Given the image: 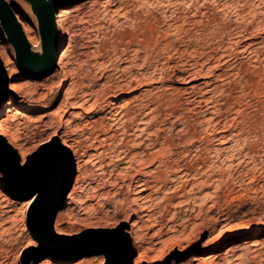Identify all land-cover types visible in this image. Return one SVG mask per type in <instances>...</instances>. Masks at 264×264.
<instances>
[{
  "label": "rangeland",
  "instance_id": "374dc122",
  "mask_svg": "<svg viewBox=\"0 0 264 264\" xmlns=\"http://www.w3.org/2000/svg\"><path fill=\"white\" fill-rule=\"evenodd\" d=\"M27 1L6 0L10 17L17 21L19 16L29 34L39 38L37 19ZM57 1L64 8L61 19L66 30L59 55L67 62L69 77L62 91L57 63L40 79L19 71L0 18V50L18 70L10 74L0 57L8 87L0 99V130L4 124L2 133L25 156L58 135L72 144L73 156L92 175L97 172L92 162L98 139L119 138L122 123L132 119L127 148L139 139L136 122L148 134L147 139L144 133L141 136L147 144L156 137L155 145L147 149L157 152L155 163L143 165L147 176L157 171L160 182L156 192L151 187L140 196L126 186L128 176H118L115 186L92 180L89 196L81 194L74 217L68 220L63 209L76 185L74 162V180L56 212L54 229L74 234L115 227L122 221L127 229L134 222L143 257L155 259L154 264H264V0ZM12 82L18 92L10 100ZM66 97L69 102L64 104ZM76 100L83 106L72 107L70 102ZM151 114L154 128L149 127ZM125 166L124 160L119 161V168ZM180 169L188 175L178 177ZM185 178H203V192L195 186L193 192H176ZM28 197L29 193L13 194L0 185V264H21L23 245L34 239L26 225V210L17 208ZM37 245L35 241L32 246ZM132 250L134 264L138 250ZM197 254L205 260L193 259ZM33 259L39 264L105 262L102 254L79 259L43 254Z\"/></svg>",
  "mask_w": 264,
  "mask_h": 264
},
{
  "label": "water",
  "instance_id": "95a60500",
  "mask_svg": "<svg viewBox=\"0 0 264 264\" xmlns=\"http://www.w3.org/2000/svg\"><path fill=\"white\" fill-rule=\"evenodd\" d=\"M28 2L37 19L40 52L30 50L18 22L10 17L6 1V10L0 12V18L4 22L6 38L15 48L14 59L17 68L23 74L40 79L49 75L55 67V0ZM2 73L5 76L3 81L6 92L7 77L5 71ZM29 162L30 169L27 165L20 164L19 155L0 141V168L4 172L9 190L13 192V186L23 185V192L29 193V197L37 194L31 209L26 211L25 219L38 246L22 253L21 264H28V259L35 257L39 248L45 251L43 254L71 255L75 259L107 252L110 257L103 264H133L134 252L123 221L115 227L89 228L72 235H61L54 229L55 214L70 190L75 174L73 156L58 136L53 135L47 142L40 144L29 156Z\"/></svg>",
  "mask_w": 264,
  "mask_h": 264
},
{
  "label": "bare ground",
  "instance_id": "6f19581e",
  "mask_svg": "<svg viewBox=\"0 0 264 264\" xmlns=\"http://www.w3.org/2000/svg\"><path fill=\"white\" fill-rule=\"evenodd\" d=\"M5 1L6 0H0V12L2 13L3 11L6 10V6H5ZM11 1V0H10ZM9 2V1H8ZM28 2V1H27ZM61 5L60 3H58L57 0H55L54 2V8H55V12H54V23H55V27H56V57L54 59V62H55V65L57 63L58 65V71L59 73L62 74V83H61V86H60V91L64 90L65 86H66V82L68 81L69 77H68V71H67V65L66 63L63 61L61 55H59V50L60 48H62L64 46V42H65V39H66V30L64 29V26H63V22H62V19H61V11H63L64 8L61 9ZM31 8V7H29ZM32 11V9H31ZM65 11V10H64ZM32 13L34 14V12L32 11ZM63 14V12H62ZM35 15V14H34ZM16 19H17V22L22 30V32L24 33L25 35V38H26V41L28 42L29 46H30V50L32 52H40V39L37 38L36 36H33L31 34H29V29H28V25L26 24V22L20 20L19 16L16 15ZM166 21V20H165ZM159 22V21H158ZM161 22V21H160ZM160 24V23H159ZM165 24V23H164ZM175 24V23H174ZM154 26V25H153ZM175 27V25H173ZM156 27V26H155ZM66 28V27H65ZM143 28V26H142ZM144 29V28H143ZM169 29V28H168ZM181 29V28H180ZM141 30V29H140ZM159 31H161L160 29H158ZM179 30V29H178ZM185 30V29H184ZM143 31V30H142ZM167 31V30H166ZM5 32V31H4ZM157 32V31H156ZM165 33V32H164ZM163 34V33H161ZM158 35V34H157ZM155 34V36H157ZM160 35V34H159ZM165 35V34H164ZM168 35V34H167ZM160 38V37H159ZM141 39V38H140ZM133 40V39H132ZM165 40V39H164ZM144 41V40H143ZM156 41V40H154ZM138 42V41H137ZM147 43V42H145ZM150 43V41L148 42ZM156 43V42H155ZM146 45V44H145ZM7 46L10 48L11 50V55L12 56H15V48L12 44H7ZM154 46V44H153ZM152 46V47H153ZM222 55V54H221ZM0 57L2 58L3 62H4V65L6 67V69L9 71L10 74H18V70L15 69L12 65L10 66V62H11V57L4 54L1 50H0ZM64 57V56H63ZM219 60V59H218ZM196 62V61H195ZM205 62V61H204ZM185 68V67H184ZM189 68V67H188ZM2 71L4 72L3 70V67L0 65V99L2 96V93H4V90H5V86H4V74L2 73ZM190 71V70H189ZM188 73V72H186ZM191 73V72H190ZM207 82V81H206ZM13 83V82H12ZM17 85V84H16ZM16 85L11 84L10 85V88H9V91H11V94L9 95V99L12 100V98H14V94H16L18 91H17V87ZM119 87V86H118ZM84 91V90H83ZM66 92V91H65ZM73 94V92H71ZM75 94V93H74ZM80 94H84L83 92H81ZM86 94V93H85ZM84 94V95H85ZM67 95V94H66ZM71 95V94H69ZM77 95V94H76ZM86 96V100H87V95ZM81 97H84L83 95H81ZM189 99V98H188ZM191 99V98H190ZM199 99V98H198ZM196 100V99H195ZM210 100V98H209ZM71 101V100H70ZM83 101V100H82ZM64 104H67L69 102L68 100V97H66L63 101H62ZM198 102V101H197ZM71 103V106L72 107H75V106H83V102H79L78 100L76 101H72L70 102ZM69 103V105H70ZM62 104V106L64 105ZM79 104V105H78ZM211 104V103H210ZM213 104V103H212ZM61 105V104H60ZM209 105V104H208ZM65 106V105H64ZM68 106V105H67ZM154 106V105H152ZM207 106V105H206ZM85 107V106H84ZM212 109V108H211ZM204 110V109H203ZM214 110V108L212 109ZM211 110V111H212ZM148 111V109H147ZM150 111V110H149ZM208 111V110H207ZM155 113V111H154ZM78 115V114H77ZM179 115V114H178ZM82 117V116H81ZM126 117V116H125ZM115 118V116H114ZM119 118V117H117ZM125 119V118H124ZM137 119H140V118H137ZM150 119V123H149V127L151 128H154L153 126H155V122H154V115L151 114V117L149 118ZM13 120V119H11ZM204 120V119H203ZM138 121H141L138 120ZM148 122V120H147ZM122 128H120V131H122V136L120 135L119 138L115 137L114 135H107V136H103L101 139H98V141L100 140V142H98V144L94 145L93 147H95V153L94 151L92 153H94L93 155L94 156V159L95 161L92 162L93 164L95 163L96 167H97V172H94L92 175L91 174H88L86 172L87 169H85V166L83 164L80 163V158H78V156H73V151L71 149V145L67 142V140L65 139H60V141L62 142V144L64 146H66L72 156H73V159L75 158L76 161H74L76 163V170L78 172L77 176H76V185L73 189V191L71 192L70 194V204L68 206H65L64 209H63V213L65 214V216L67 217V219H72L74 217V204H77L80 200H81V194H86L85 196H89L88 195V185H90V181H94V180H98V181H107V182H110V184L114 185L115 186V183H116V180L118 179L117 177L118 176H124V179H125V176H128V180L129 182L127 183L126 186H128V188L130 190H133L132 192H136L137 194H141L142 192L146 191L148 188L151 189V187H155V189H151V190H157L158 186H159V182H160V177H159V174L156 173V172H152V170L150 171V174L148 173V176L146 175V170H145V167H144V163L147 162V161H150L155 163L154 161L156 160L157 158V152L156 151H153L152 153L150 152H147L148 150V147L150 145H155L156 141V137H151L149 138V143L147 144L144 139L141 138L142 133H144V136L148 135L147 133L145 134L144 131V127L143 125H140L139 123H134V129L137 130V135L139 137L138 141H135L137 139V137L135 139H132V142L135 143L134 145H132L133 147L131 148H127V145H126V141H125V137H126V133H128L127 131L130 130L131 126H132V119L130 122H125L122 123ZM148 127V124L146 125ZM223 126V125H222ZM4 127V124L1 126V130L2 128ZM221 127V126H220ZM122 129V130H121ZM220 129V128H219ZM0 130V141H2L5 145H8L10 146L11 149H13L16 154L21 155L20 157V164H24V165H27L28 169H30V162H29V156L31 154H33L34 152H32L31 154L25 156V154L23 153L24 151H20V154H19V151L18 149L16 148L15 145L12 144V142L10 141V139L4 135L2 133V131ZM108 130V129H107ZM150 130V129H149ZM218 130V129H217ZM221 130V129H220ZM103 131V130H101ZM116 131V130H115ZM132 131V130H131ZM148 131V129L146 130V132ZM68 132V131H67ZM110 132V131H109ZM154 132V131H153ZM152 132V133H153ZM104 133V132H103ZM121 133V132H120ZM132 133V132H131ZM149 133V131H148ZM151 133V131H150ZM155 133V132H154ZM153 133V134H154ZM114 134V133H113ZM133 134V133H132ZM97 135V134H96ZM105 135V134H104ZM156 135V134H155ZM58 136V135H56ZM145 136V139H147ZM227 136V135H226ZM225 136V137H226ZM236 136V135H235ZM59 137V136H58ZM148 137V136H147ZM186 137V136H185ZM111 139L110 142H108V139ZM189 138V137H188ZM230 138V136L228 137ZM67 139V138H66ZM95 139H97V137H95ZM158 139V138H157ZM222 139V138H221ZM219 139V141L221 140ZM49 139H46L44 140L41 144L47 142ZM169 140V139H168ZM187 140V139H186ZM129 142V140H127ZM148 141V140H146ZM185 141V140H184ZM75 142H79V141H75ZM74 142V143H75ZM180 142V141H179ZM130 143V142H129ZM132 143V144H133ZM178 143V142H177ZM237 143V142H236ZM79 144V143H78ZM74 145V144H73ZM85 145V144H83ZM167 145V144H165ZM241 145V144H240ZM20 146V145H19ZM89 146V145H88ZM86 145L85 148L88 147ZM121 146H123L124 148L121 149ZM76 147V146H75ZM21 148V147H20ZM82 148V147H81ZM83 148V149H85ZM134 148L136 149H140L138 151H133ZM170 148V147H168ZM174 148V147H173ZM81 149V154L84 155L86 153V149L83 150ZM94 150V149H93ZM88 152V151H87ZM74 153L76 154V150L74 149ZM162 154V153H161ZM79 155V154H78ZM93 155H91L93 157ZM102 155V156H101ZM106 155L109 159H107L106 161ZM85 156V155H84ZM80 157V156H79ZM74 159V160H75ZM92 159V158H91ZM160 159V158H158ZM203 159V158H202ZM93 160V159H92ZM121 160H124L125 163H126V166L125 167H122V168H119L118 167V163L119 161ZM166 160V159H165ZM171 160V159H170ZM86 161V159H85ZM162 161V160H161ZM87 162V161H86ZM179 162V161H178ZM161 163V162H160ZM164 163V162H163ZM169 163V162H168ZM85 164V163H84ZM185 164V163H184ZM146 165V164H145ZM162 165V164H161ZM187 165V164H186ZM189 165V164H188ZM187 165V166H188ZM136 166H138V168H136ZM160 166V164H159ZM168 166V165H166ZM172 166V165H171ZM201 166V164L199 165V167ZM175 167V166H173ZM180 167V166H179ZM164 168V167H163ZM131 169H134V171H130ZM171 169V168H170ZM186 170V169H184ZM0 171L2 172V175H3V183L0 182V185H4L5 186V189L9 190V187L7 185V182H6V179H5V175H4V172L3 170L0 168ZM161 171V170H160ZM164 171H165V168H164ZM163 171V172H164ZM173 171V170H172ZM176 171V169H175ZM180 171V175H178V177L182 176V174L184 176H187L188 175V171H184L182 169L178 170ZM204 171V170H202ZM199 172V170L197 171ZM196 173V172H195ZM173 174L172 176L176 177L178 173H174L173 171ZM197 174V173H196ZM199 174V173H198ZM201 174V173H200ZM199 174V175H200ZM115 175V176H114ZM166 175V174H165ZM147 176V177H146ZM190 176V175H189ZM194 178L196 175H193ZM161 179H163V176L161 175ZM171 176L167 177V178H170ZM200 177V176H199ZM202 177V176H201ZM208 177V175H207ZM122 178V177H120ZM166 178V177H164ZM177 178V177H176ZM173 179V178H172ZM196 179V178H195ZM89 180V181H88ZM178 180H180V178H178ZM164 181V179H163ZM168 181V180H167ZM162 182V181H161ZM180 182V181H179ZM178 182V184H179ZM207 182V181H206ZM171 183V182H170ZM109 184V185H110ZM117 184V183H116ZM177 184V185H178ZM190 184V186L188 187V185ZM165 185V184H164ZM180 185V188L178 191L176 192H193V187H197L196 190H198L199 192H203L204 190V179L201 178L200 180L198 181H192L190 180V178H185L183 180H181V183L179 184ZM102 186V185H101ZM168 186V185H167ZM94 187V186H93ZM164 187V186H163ZM127 188V187H126ZM95 190V188H92ZM166 189V188H165ZM12 190H13V194H26V192H23L24 190V186L23 185H15L12 187ZM128 190V191H130ZM161 190V189H160ZM163 190V189H162ZM175 190V189H174ZM195 190V189H194ZM166 191V190H165ZM151 192V191H149ZM156 192V191H154ZM128 193V192H127ZM92 194V193H91ZM143 194V193H142ZM36 196L37 194L34 193L32 194L29 198H27L26 200H23L21 202L18 203L17 205V208L18 210H22V211H27V209H31L32 205H33V202L34 200L36 199ZM141 196V195H140ZM189 197V196H188ZM84 198V197H82ZM142 198V197H141ZM203 198V197H201ZM187 199V198H186ZM146 200V198H145ZM144 200V201H145ZM185 200V198H184ZM188 200V199H187ZM186 201V200H185ZM183 201V202H185ZM201 201V200H200ZM203 201V200H202ZM147 203V201H146ZM145 205V204H144ZM200 206V205H199ZM141 209H146L147 207L143 206L142 205L140 206ZM155 207V206H154ZM84 209L88 208L87 206H84L83 207ZM166 208V207H165ZM200 208V207H199ZM198 208V209H199ZM138 209V207H137ZM83 210V209H82ZM139 210V209H138ZM84 212V211H83ZM135 212V211H134ZM174 214V213H173ZM56 215V214H55ZM189 219V218H188ZM3 220V219H2ZM137 224V223H136ZM136 224L134 222L131 223V226L127 229H125V231L127 232L129 238H130V243H131V247L132 248H135L138 250V255L137 257L135 258V261H134V264H144V261L146 262V264H154V262H156L155 259H150V260H147L145 259L143 256H144V249L143 248H140V245H141V237L138 233V227L136 226ZM138 225V224H137ZM226 225V224H224ZM223 225V226H224ZM227 226V225H226ZM92 228H102V227H92ZM107 228H111V227H107ZM56 232L58 234H61V235H65L64 232L58 230V229H55ZM3 231H8L7 228H3ZM78 233V232H77ZM76 234V233H74ZM66 235H72V234H66ZM143 239V237H142ZM35 241L37 242V240L35 239H32V238H28L26 240V243L25 245H23V252L26 250V251H29L31 249V247H33L32 245H35ZM38 244V242H37ZM31 246V247H30ZM38 246V245H37ZM36 246V247H37ZM182 248V247H181ZM188 248V247H187ZM179 249V248H178ZM182 250V249H180ZM184 251V250H183ZM22 252V253H23ZM45 251L42 249V248H39L36 252V257L40 256L41 254H43ZM99 254H102L104 259H108L110 257L109 253L107 252H102V253H99ZM195 257H193V259L195 260H198L200 263L201 261L205 260L206 257H204V255L202 254H197V255H194ZM59 257V256H57ZM209 258V257H208ZM162 260V259H161ZM208 263V262H207ZM28 264H39L38 262L31 260V259H28ZM103 264V262H102ZM203 264V263H202Z\"/></svg>",
  "mask_w": 264,
  "mask_h": 264
},
{
  "label": "snow or ice",
  "instance_id": "6c2138e0",
  "mask_svg": "<svg viewBox=\"0 0 264 264\" xmlns=\"http://www.w3.org/2000/svg\"><path fill=\"white\" fill-rule=\"evenodd\" d=\"M16 162H17V163L19 162L18 158H17Z\"/></svg>",
  "mask_w": 264,
  "mask_h": 264
}]
</instances>
